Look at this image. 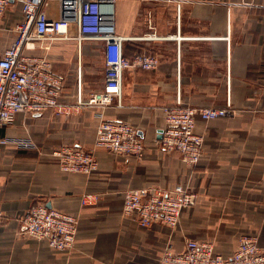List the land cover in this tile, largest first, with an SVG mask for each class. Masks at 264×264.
I'll return each instance as SVG.
<instances>
[{"label":"crops","instance_id":"0c3cea01","mask_svg":"<svg viewBox=\"0 0 264 264\" xmlns=\"http://www.w3.org/2000/svg\"><path fill=\"white\" fill-rule=\"evenodd\" d=\"M58 6L50 1V17H58ZM111 6L126 55L155 54L158 65L126 68L119 100L101 107L89 99L104 85L103 40L71 37L25 49L46 56L63 79V108L21 111L0 127V137L36 144L0 143V264H158L169 245L182 251L189 239L211 240L229 257L243 235L264 247V0H111ZM22 19V4L10 0L0 19V55ZM68 34H78L76 22ZM177 103L234 111L197 117L195 131L204 140L193 166L158 143L163 108ZM101 116L133 124L144 155L96 146ZM64 144L92 149L97 169H61L51 152ZM177 184L196 192L197 201L176 227L141 226L124 214L126 189ZM88 194L96 198L82 204ZM37 202L79 214L72 249L23 233L22 215Z\"/></svg>","mask_w":264,"mask_h":264},{"label":"built area","instance_id":"2783aa9c","mask_svg":"<svg viewBox=\"0 0 264 264\" xmlns=\"http://www.w3.org/2000/svg\"><path fill=\"white\" fill-rule=\"evenodd\" d=\"M16 1L22 4L23 19L16 25L17 36L13 43L0 55V127L12 123L21 111L39 112L57 107L62 111L59 98L63 79L53 71L46 56L24 52L25 49L35 48L36 42L71 37L103 40L104 85L89 99V103L101 107L119 100L126 68L154 69L158 65L159 59L155 54L126 55L123 37L115 30L111 0H58L57 18L50 17L46 10L51 0ZM9 2L0 0V19ZM73 22L78 24L76 36L68 34ZM233 113L230 106L195 107L181 103L166 106L163 108L164 126L158 143L167 152L178 153L186 164L196 165L202 156L204 140L203 135L195 131L197 117L214 120ZM0 143L36 147L34 142L25 139L0 137ZM95 145L138 158L145 152L144 140L133 124L102 116L96 128ZM51 153L59 159L60 167L65 171L89 174L98 167L94 151L80 145H60ZM95 198L84 195L82 204H88ZM196 201V192L183 184L172 188L143 185L124 191L123 212L141 226L161 222L176 227L182 211ZM22 222L23 233L46 239L55 249H72L75 245L78 213L37 202L25 212ZM158 264H264V247L255 237L243 235L233 254L225 257L216 251L213 241L189 239L182 251H176L169 245Z\"/></svg>","mask_w":264,"mask_h":264},{"label":"rangeland","instance_id":"374dc122","mask_svg":"<svg viewBox=\"0 0 264 264\" xmlns=\"http://www.w3.org/2000/svg\"><path fill=\"white\" fill-rule=\"evenodd\" d=\"M26 211H27V210H26ZM26 211H25V212H26ZM25 212L23 213V215L25 214ZM23 215H22V217H23Z\"/></svg>","mask_w":264,"mask_h":264},{"label":"water","instance_id":"95a60500","mask_svg":"<svg viewBox=\"0 0 264 264\" xmlns=\"http://www.w3.org/2000/svg\"><path fill=\"white\" fill-rule=\"evenodd\" d=\"M161 134V133H160ZM160 134H159V136H160Z\"/></svg>","mask_w":264,"mask_h":264}]
</instances>
